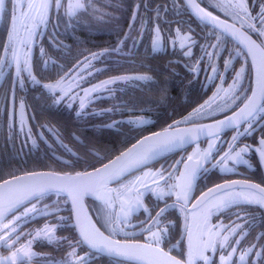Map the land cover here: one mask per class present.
I'll list each match as a JSON object with an SVG mask.
<instances>
[{"label": "snow or ice", "instance_id": "obj_1", "mask_svg": "<svg viewBox=\"0 0 264 264\" xmlns=\"http://www.w3.org/2000/svg\"><path fill=\"white\" fill-rule=\"evenodd\" d=\"M89 7L90 0H67L66 4L64 0H0V21L5 24L0 37V77L4 69L11 70V88L4 92L9 140L20 137L22 143L31 140L36 145L29 124L35 116L29 115L25 100L17 101V92H23L28 85L41 87L52 105L63 104L73 109L77 117H86L114 115L122 107L127 108L118 105L107 110H90L95 101L114 94L115 89L110 86L153 80L150 75H117L83 87L88 83L87 77L108 70L94 69V61L112 52L120 54L129 40L133 48L137 46L139 41L132 35V29L138 19L142 40L148 20L141 16L140 10L147 11L150 5L148 0H138L129 31L115 48L91 53L83 61L77 60L63 75L56 72L58 78L54 82L41 85L32 71L33 48L50 24L53 29L58 27L52 23V16L57 21L67 17V25L74 28ZM179 7L177 0H172V9ZM184 7L207 30L206 42L200 45V60L208 58L211 75L207 78L220 81L216 91L189 115L173 120L160 131L142 135L144 128L129 127V132L135 131L139 138L118 155L113 150L111 156L105 157L106 163L98 161L99 167L91 164L76 171L77 160L70 165V171L0 174V264H33L40 255L33 251L37 242L55 244L65 252L60 260L48 259L47 264H95L105 256L110 258V264H264V244L240 248L242 225L236 221L224 224L221 218L227 214L236 216L237 221H254L255 217L249 216L247 210L252 207L264 210V182L225 179L195 196L198 181L210 169L235 173L238 165L251 167L246 159L249 153L258 154L259 163L264 165V0H213L212 3L187 0ZM152 11L154 20L159 21L169 8L158 4ZM214 13H223L224 18ZM177 37L180 49H187L182 54L191 57L197 40L191 35L181 36L179 30ZM229 44L233 45L232 49L228 48ZM163 48L157 25L151 50L156 53ZM40 51L46 64L43 46ZM225 51L228 57L223 59V71H220L215 60ZM240 57L242 61L237 59ZM233 60L240 64L238 70ZM230 68L231 83L224 87ZM86 70L87 76L83 74ZM191 70L199 72V67ZM249 77L251 83L245 87ZM147 123L141 117L112 120L102 127L119 137L123 133L117 130L125 125ZM257 125L261 135L256 146L242 143L241 138L252 135ZM228 130L232 134L225 139ZM202 137L206 148L200 147ZM131 139L129 136L122 143L127 145ZM187 147L192 151L187 152ZM173 152L180 158L168 163L170 157L166 154ZM161 202L164 206L158 208ZM40 219L45 220L42 227L28 228ZM59 231L72 235L58 236ZM261 239L264 234L257 237L258 241Z\"/></svg>", "mask_w": 264, "mask_h": 264}, {"label": "flooded vegetation", "instance_id": "obj_2", "mask_svg": "<svg viewBox=\"0 0 264 264\" xmlns=\"http://www.w3.org/2000/svg\"><path fill=\"white\" fill-rule=\"evenodd\" d=\"M110 0H90V7L87 11V16L84 19L87 23L86 31H83L82 21L83 16L80 19V23L74 28L67 25V17H64L63 20L57 21L56 17L52 16V23L58 24L56 29L49 25L48 31L45 36L39 39L38 43L33 48V74L40 80L41 85L45 83L54 82V78H51L52 70L58 69L60 75H63L64 72H68L69 69L73 68V65L77 63V54L86 53V56H89L94 52H103L105 50H110L115 48L120 40L125 38V33L122 31L118 32H109L104 31L101 33H96L94 28V18L97 17L95 11L97 9V4L107 5ZM182 1V0H181ZM199 2V0H198ZM207 3H212L213 0H206ZM64 3H67V0H64ZM120 4V2H118ZM183 4V1H182ZM184 6V4H183ZM203 6V4H202ZM186 9V7H185ZM63 10H61L62 14ZM101 12H105L104 9ZM100 12V13H101ZM185 15L176 16L171 18L172 20H190L193 18L196 20L186 9ZM219 14L221 18H224L223 13H214ZM152 15L151 21L154 23L151 25L152 32H150V45L153 39V34L156 25V20H154ZM197 21V20H196ZM199 22V21H197ZM200 23V22H199ZM201 24V23H200ZM203 25V24H202ZM105 26V25H104ZM107 27V26H106ZM161 29V40L164 43L163 50L151 53L158 57L156 63H151L146 65L151 70H153L157 75H173L175 76L182 75L183 83L182 86H187L186 83H192L194 85V90L199 94H202L203 97L201 101L195 106L202 104L209 95L213 93L216 89V86L220 84L218 79H208L207 77L211 75V67H209V61L207 57H204L203 60H200L202 55V50L200 48H192V56L185 57L182 53L187 49H180L178 47L177 40V31H169L163 26H159ZM198 27V26H197ZM5 24L1 21L0 25V37L3 36ZM199 28V27H198ZM140 25L137 26L136 32L132 33L134 37H137L138 43L135 48L132 47L131 40L127 41V46L124 48V51L120 54L115 52L110 53L101 60L94 61V69H108L109 67L114 66H131L132 69L138 71V75H142V63L140 60L134 63L131 62V58L128 54L134 53L139 54L140 44L142 40L139 39ZM180 32V31H179ZM206 29H200L201 35H206ZM127 33V32H126ZM54 34V35H53ZM181 35H190L188 32H180ZM83 35H85V42L83 41ZM101 36L102 41L98 42V47L95 48V36ZM177 40V41H176ZM173 41H176L173 45ZM205 38H203L200 43L205 44ZM84 44L86 47H84ZM43 46L47 56L43 57V61H46V64L41 60V51L40 48ZM233 45L229 44L228 48L232 49ZM175 48V50H173ZM129 49L131 52L129 53ZM128 55V56H127ZM159 55V56H158ZM228 57V53L222 52L220 58L215 60L217 67L220 71H223V59ZM242 61V57L237 58ZM82 59L81 61H83ZM200 61L197 65V61ZM164 61V62H163ZM163 62V63H162ZM63 66V71H60V67ZM199 67V72L192 71L191 69ZM233 66L238 70L240 67L239 63H236V60H233ZM82 67V65H81ZM164 70V71H163ZM11 70L4 69V74L0 77V174L7 176L9 173H15L17 175L24 174L26 171L36 170V171H70V165L79 161L76 171L83 170L85 167L91 164H95L97 167L100 166L98 161L103 160L105 163L107 159L106 156H111L113 150L115 154L123 149L125 144L122 143L127 137L133 135L125 134L126 130L129 127L136 129L138 127H148L151 126V119L156 117L163 116H172L174 118L184 117L189 115L191 111H186L187 104L185 100L176 105L175 98L166 97V103H158L155 101L151 107H147L142 103V97L144 91L142 92L141 84H136L134 86V98L137 100V107L131 110H126L122 107L121 112L114 114L113 120H130L144 118L149 121L145 125H125L124 127L118 129L117 131L122 132L123 135L116 137L111 134L110 131L102 125L109 123V115L103 116H86V117H77L73 109L65 107L63 104L60 106H54L51 104L50 99L46 95L45 91L39 86L28 85L23 92H17V101L20 99L25 100L28 107L29 115H34L35 119L30 120L29 124L32 127V138L36 140V145L33 146L31 140H27L26 143H22L20 137H16L13 140H9L10 133L6 130V121H5V99L4 92L11 88L9 81V72ZM74 74L70 73V75ZM87 76V70L83 73ZM231 68L226 74L224 86L231 83ZM107 79L106 76H102L99 81H94L93 76L87 77L88 83H85L83 87H89L90 84H94L100 81ZM172 79V78H171ZM169 80V79H168ZM140 82V81H139ZM251 83V77L247 78L244 82L245 87ZM181 85V82L179 81ZM119 88L117 91L123 92L124 88L120 86H125V83L115 84ZM112 85V86H115ZM111 87V86H110ZM82 95V93H81ZM125 95V94H124ZM124 99L127 97L123 96ZM122 97L120 96V99ZM153 96V100L162 99ZM123 99V98H122ZM174 99L173 101H171ZM123 103V104H122ZM121 105H125L122 102ZM188 103V101H187ZM109 106L108 95L105 98L95 101L90 105V110H107ZM78 108L77 105L74 106ZM151 108V109H148ZM185 110V112H184ZM8 111H11V101L8 102ZM182 113H184L182 115ZM227 114H231L230 112ZM218 118H222L219 116ZM153 124V123H152ZM51 130V131H50ZM162 130V129H161ZM42 134V135H41ZM231 130L227 131L225 139H229L231 135ZM260 126L257 125L255 132L250 136H244L241 138L242 143H247L256 146V141L260 138ZM112 136V137H110ZM131 139V140H132ZM201 148H206V142H201ZM192 148H187V152H191ZM184 153H181V155ZM117 155V154H116ZM167 157H170L168 163L172 162V159H179L177 153L171 154ZM246 159L249 160L251 167L248 165H238L235 173H222L218 169H210L206 175H202L198 181V191L195 193V196H199L202 191H206L207 188L214 186L215 184L224 182L225 179H248L255 183L264 182V165H261L258 160V154L249 153L246 156ZM159 167V164L156 165ZM154 199V198H153ZM173 198L168 200V203H171ZM193 202H195L193 200ZM89 206L91 205V199L87 201ZM146 203H148L146 201ZM148 206L151 208V204ZM164 204L161 202L158 206L163 207ZM157 208V210H158ZM154 214V213H153ZM249 216H254V221L245 222L244 220L237 221L236 216L228 217L227 214L221 217L224 224H231L233 221L240 223L244 229L242 234V240L240 248H247L252 244H264V239L257 240V237L261 234H264V210L258 209L256 207L249 208L247 210ZM178 215V213H177ZM245 215V213H241ZM55 222V221H54ZM215 222V219H214ZM45 223L44 219H40L38 222L28 225L29 229H35L42 227ZM249 223L254 226L249 227ZM27 230V229H26ZM178 239V237H177ZM175 242V241H173ZM258 250V249H257ZM33 251L40 254L35 258L33 264H47L48 259H53L58 261L65 255L63 249H57L55 244H47L46 242H37L33 246ZM83 254V253H81ZM175 254V253H174ZM108 258V257H107ZM102 258L95 261V264H101L102 261L110 263V258L101 260Z\"/></svg>", "mask_w": 264, "mask_h": 264}, {"label": "trees", "instance_id": "obj_3", "mask_svg": "<svg viewBox=\"0 0 264 264\" xmlns=\"http://www.w3.org/2000/svg\"><path fill=\"white\" fill-rule=\"evenodd\" d=\"M120 2V4L118 3ZM138 2V0H110L107 5H101L97 4V9L99 11H95L97 17L94 18V28L96 33H101L104 31H109V32H118L122 31L124 33L129 31V24L132 23V11L135 6V4ZM148 3L150 5L149 9L145 11L143 8L140 10V14L142 17L147 18L148 23H147V31L144 32L143 38H142V43L140 44V52L139 54H134L130 53L128 54L129 57L131 58V62L134 63L137 62L138 60L141 61L142 63V75H150L153 77L152 81L149 82H143V81H129V82H121L125 83V86H120V88H124L123 92L117 91L119 88L117 85L111 86L112 88L115 89L114 94L108 96L109 99V106L108 109L121 105L122 102L127 105L126 110H131L133 111L134 108L137 107V100L134 98V92L135 88L134 86L136 84H141L142 92L144 91V95L142 97V103L144 105H147V107H151L155 101L158 103H166L168 100L166 97H172L175 98V103L174 105L180 103L181 100H185V104H187L186 111L188 110L191 111L202 99L203 95L199 94L194 90V85L192 83H186L187 86H182L183 83V77L182 75L175 76L173 78V75H162L159 76L155 74L153 70H151L149 67H146V65H150L151 63H156L158 61V57L153 55L151 53V45H150V32H152V26L154 23L151 21L152 15H155V13L152 11L153 8L156 7V5H167L169 8V11L166 13L161 14V19L156 22V25L158 26H163V28H167L169 31H177L179 30L180 32H185L189 33L191 36H193L197 40V45L194 46V48H200V45L204 43H200V41L205 38L206 35H201L200 34V29H205L204 25L200 24L193 18H191L189 21L188 20H172L176 16L180 15H185V7L182 4L181 0H177V3L180 5L178 10H173L172 9V0H148ZM104 9L105 12H101V10ZM101 12V13H100ZM83 20L86 18L87 14L82 15ZM171 17L172 19H170ZM105 25V26H104ZM141 25V20L138 19L135 22V26L132 29V33L136 32L137 26ZM82 28L83 31H86L87 28V23L86 21H82ZM107 26V27H106ZM199 28H198V27ZM189 29L191 31L189 32ZM175 30V31H174ZM207 31V30H206ZM85 35H83V41L85 42ZM95 44L94 47L97 48L98 42L102 41V37L96 35L95 36ZM84 47L86 45L84 44ZM127 55V56H128ZM159 56V55H158ZM77 60H82L84 57H86V53L82 54H77L75 56ZM164 62V61H163ZM162 62V63H163ZM101 69L100 66H96ZM59 70L53 69L52 74L50 75L51 78H58L56 77V72ZM164 71V70H163ZM138 71H135L132 69L131 66H114V67H109L107 71H101V72H96L93 75V80L94 81H99L102 76H106L107 79L117 76V75H129V76H137ZM36 77H40L37 75L36 72ZM172 78V79H171ZM169 79V80H168ZM179 81L181 82V85L179 84ZM127 96L125 99L123 96ZM120 96L123 98L120 99ZM153 96H156L157 98L162 99L159 100H153ZM172 99L171 101H173ZM188 101V103H187ZM123 104V103H122ZM134 106V108H133ZM151 109V108H148ZM122 110V108H121ZM185 112V110H184ZM184 113H182L183 115ZM116 115V114H115ZM100 117V116H99ZM100 118H103L101 116ZM114 118V115L109 114V119L108 121L111 122ZM182 119V117L174 118L172 116H163V117H156L154 119H151L152 123L151 126H144L142 128L145 129V131L142 133V135H147L150 134L153 131H159L166 127L167 124L171 123L173 120H179ZM125 134H131L133 135V139L131 140L130 143L125 145L123 149H120L119 151L124 150L126 147L131 145V143L135 142L139 136L136 134L135 131L129 132V129L126 130ZM112 137V136H110ZM119 151L116 153L118 154ZM52 200L55 199V197L51 198ZM64 215H67V213H63ZM54 223V220L52 221ZM58 236H70L72 233H69L67 231H59L57 233ZM108 259L107 257H102L101 260ZM101 264H108L104 261L101 262ZM110 264V263H109Z\"/></svg>", "mask_w": 264, "mask_h": 264}, {"label": "water", "instance_id": "obj_4", "mask_svg": "<svg viewBox=\"0 0 264 264\" xmlns=\"http://www.w3.org/2000/svg\"><path fill=\"white\" fill-rule=\"evenodd\" d=\"M183 1V4L184 5H186V3H187V0H182ZM187 9V8H186ZM188 10V9H187ZM188 12L190 13V11L188 10ZM191 14V13H190ZM192 17H194L197 21H199L194 15H192ZM200 22V21H199ZM0 25H1V21H0ZM160 131V130H159ZM228 131H230V130H228ZM151 134V133H150ZM150 134H147V135H150ZM203 137L201 138V140L203 141ZM135 143V142H134ZM131 146V145H130ZM130 146H128V147H130ZM187 148H189V147H187ZM125 150V149H124ZM175 152H173V153H169V154H166V156H169V155H171V154H174ZM119 154V153H118ZM117 154V155H118ZM99 167V166H98ZM21 175H23V174H21ZM90 199V198H89ZM106 257V256H105Z\"/></svg>", "mask_w": 264, "mask_h": 264}, {"label": "rangeland", "instance_id": "obj_5", "mask_svg": "<svg viewBox=\"0 0 264 264\" xmlns=\"http://www.w3.org/2000/svg\"><path fill=\"white\" fill-rule=\"evenodd\" d=\"M154 33H155V30H154ZM180 35H181V34H180ZM153 36H155V35L153 34ZM181 36H184V35H181ZM177 40H178V43H177V44H178V47H179V39H178V37H177ZM177 40H176V41H177ZM218 85H219V84H218ZM218 85H217V86H218ZM227 85H228V84H227ZM227 85H225L224 87H227ZM217 86H216V87H217ZM215 91H216V89L213 91V93H214ZM213 93H212V94H213ZM212 94L209 95V97H211ZM209 97H208V98H209ZM208 98H207V99H208Z\"/></svg>", "mask_w": 264, "mask_h": 264}]
</instances>
